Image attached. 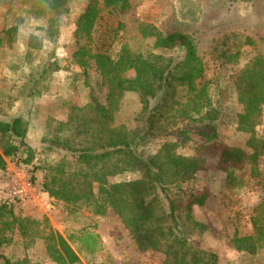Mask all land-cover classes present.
I'll list each match as a JSON object with an SVG mask.
<instances>
[{"label": "rangeland", "instance_id": "374dc122", "mask_svg": "<svg viewBox=\"0 0 264 264\" xmlns=\"http://www.w3.org/2000/svg\"><path fill=\"white\" fill-rule=\"evenodd\" d=\"M90 1H0V32L17 27L16 40L0 48V119H12L27 114L28 110L32 114L27 143L33 149V162L22 161L28 155V151L22 150L18 156L8 158L6 169H0V203L14 206L26 230H16L12 241L0 249L15 264H56L48 256L43 233L53 229L68 237L86 227L100 234L103 248L88 253L74 244L83 264H164L169 242L142 250L111 207L105 213H95L94 206L65 203L42 188L47 166L63 156L59 150L48 149L41 143L49 118L66 121L70 105L91 103L93 96L108 105L109 88L94 60L89 61L87 79L72 58L77 47L76 23ZM99 1L105 6L104 0ZM56 2L60 6L54 10ZM129 3L125 11L104 7L102 26L95 40L83 35L79 37L80 43L90 50L94 45H104L113 56L127 43L134 50L150 51L177 62L185 55L181 45L154 47L155 34L182 32L194 39L206 65L204 79L213 81L214 105L220 110L225 108L216 122L218 135L209 137L208 133L212 134L209 124L156 116V130L139 152L155 153L164 143L171 142L177 144L179 154L199 156L202 168L195 176L180 189H169L181 207L178 220L188 232L189 241L200 249L216 253L219 264H264V248L249 254L237 250L234 241L236 236L254 234L252 217L259 212L256 211L258 204L264 201V105L255 132V145L261 151L256 161L250 145L252 134L237 130L233 123L236 115L244 110L236 97L235 74L255 53L264 56V0H129ZM52 18L56 19L58 29L56 41L46 42L30 53L31 36L43 35ZM110 29L118 30L117 40L112 44L108 40ZM226 53H238L239 63H225ZM54 59L62 68L39 83L42 94L28 98L38 66ZM126 75L134 77L135 72L130 70ZM159 98H149L146 104L139 93L127 92L120 107L113 110L114 123L124 124L131 131H144L148 125L147 107L152 108ZM160 110L167 117L172 113L166 107H159ZM224 147L243 149V161L237 167L232 168L222 160ZM141 177L138 171L126 172L110 176L108 181L114 184ZM95 191L98 192V185ZM164 195L161 192L160 198ZM201 195H206L205 203L189 208V202ZM260 213L264 223V207ZM4 263L0 259V264Z\"/></svg>", "mask_w": 264, "mask_h": 264}, {"label": "trees", "instance_id": "16d2710c", "mask_svg": "<svg viewBox=\"0 0 264 264\" xmlns=\"http://www.w3.org/2000/svg\"><path fill=\"white\" fill-rule=\"evenodd\" d=\"M104 2L102 7L99 0H91L80 15L75 31L77 47L72 58L83 69L87 79L89 61L94 60L96 69L109 88L108 105L93 96L91 103L70 105L66 121L49 118L41 143L46 144L48 149L59 150L63 156L47 166L42 188L51 197L65 203L94 206L95 213H105L111 207L130 229L142 250L155 249L161 243L169 242L164 264H219L216 253L191 244L188 232L178 220L177 212L181 207L169 193L171 187L180 189L202 168L200 157L179 154L177 144L171 142L164 143L159 150L148 155L139 152V148L148 136L154 134L156 116L209 124L212 129L209 137H217L216 122L225 108L222 111L214 105L211 93L213 81L204 79L206 65L198 54L194 39L185 33L155 34L154 47L181 45L185 55L177 62L150 51L134 50L127 43H123L115 56L104 45H94L90 50L81 44L79 37L83 35L95 40L102 26L104 7L125 11L130 6L129 0ZM59 6L56 2L53 9L57 10ZM57 30L56 19H50L43 35L31 36L30 53L42 48L46 42L56 41ZM114 30L110 29L112 33H108L111 44L118 36V30ZM16 32L17 27L0 32V48L15 41ZM224 59L225 63H239L238 53H226ZM61 68L57 59L39 65L27 97L42 94L44 91L39 89V83L43 79L48 80ZM130 70L135 72L134 77H127L126 73ZM233 85L239 104L244 106L233 123L237 130L252 134L250 145L254 148L252 157L256 161L261 152L255 145V132L264 105V56L259 53L252 55L235 74ZM181 91L184 92L182 95ZM127 92L139 93L146 104L149 98L160 97L156 105L150 109L147 107L148 125L144 131H131L124 124L114 123L113 110L120 107ZM159 107H166L172 113L167 117L161 110L159 112ZM30 112L28 110L27 114L12 119H0L1 170L7 168L8 158L18 156L22 150L28 151L22 161L26 164L33 162V149L27 143L32 118ZM243 154V149L224 147L221 157L235 168L243 161ZM136 171L142 174L140 179L109 184L110 176ZM95 185H98V192ZM161 192L166 200L160 198ZM205 200L206 195L196 196L189 202V208L194 204L203 205ZM263 207L264 201L258 204L256 211L260 212ZM259 212L252 217L254 234L236 236L237 250L255 254L264 248V223ZM16 230L26 231L24 221L16 215L13 205L1 202L0 249L12 241ZM42 238L49 258L56 264H83L73 248L74 244L88 253H96L103 248L100 234L89 227L70 233L68 237L49 229ZM0 259H4V264H15L1 253Z\"/></svg>", "mask_w": 264, "mask_h": 264}]
</instances>
